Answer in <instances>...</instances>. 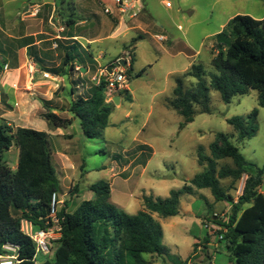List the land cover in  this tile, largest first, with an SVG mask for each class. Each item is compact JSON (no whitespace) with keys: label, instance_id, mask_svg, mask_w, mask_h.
Instances as JSON below:
<instances>
[{"label":"rangeland","instance_id":"obj_1","mask_svg":"<svg viewBox=\"0 0 264 264\" xmlns=\"http://www.w3.org/2000/svg\"><path fill=\"white\" fill-rule=\"evenodd\" d=\"M89 1L95 4L96 11L104 13L99 0ZM39 2L41 0H0V42L6 39L8 43H18L16 39L22 33L20 24L27 16L22 7ZM140 5L145 8L153 23H161L167 33L171 34L178 50L184 51L189 57H182V71L169 73L173 62L168 57L160 59L158 54L162 51L159 42L151 39L141 42L137 46L134 69H146V72L127 81L133 101L127 100V94L122 92V102L114 105L108 127L101 137L87 138L78 118L67 129H56L44 118L46 113H54L50 104L45 102L59 84L67 90L60 86L53 94V103L65 112L67 118L71 117V87L76 86L71 81L75 79L92 87L98 86L101 77L99 64L96 68L92 67L89 76H83V72H74L73 76L62 77L63 80L42 78L45 82L39 86L41 90L37 94H29L24 67L18 73L19 81L13 88L14 93L3 95L0 124L9 125L13 131L24 127L51 133L49 142L56 154L53 160L60 180L59 194L65 202L60 208L66 207L69 213H74L82 202L94 199L95 194L90 187L101 181L111 185L112 204L116 206L123 202L124 211L131 215L144 209V197L167 198L171 191L184 187L187 178H193L204 171L205 165L201 166L197 160L198 150L202 148L203 153L210 155V145L220 132L231 135L233 144L248 160L260 167L264 166V108L259 105V93L256 90L236 96L227 104L218 91L210 89L211 112L202 113L201 109L195 107L194 121L183 128V117L169 103L173 98L175 78L183 76L193 65H202L208 74L215 72L211 64V47L215 45V35L223 31L228 20L239 14L263 19L264 0H140ZM56 25L60 26L58 23ZM178 25H182L183 30H178ZM31 26L32 30H37L36 22ZM112 50L106 58L100 60L102 69H107L104 65L108 66L113 56L123 52L121 42ZM127 58L131 61V50ZM3 60L4 57L0 55V61ZM9 65L13 67L12 63ZM11 75L10 71L5 78ZM206 80L210 83L208 75ZM196 82L195 78H185L187 88ZM5 88L8 89L4 86L3 91ZM25 106H29V113L36 115L33 114L25 121L28 124L23 125L21 120L24 121L25 117L21 116V111ZM254 109L259 112L257 134L250 140L240 142L228 120L236 116H247ZM142 144L150 146L148 151L142 152L147 149L139 148ZM19 153L17 146L5 153L4 160L12 171L17 170ZM57 154L64 155L66 162L62 161L61 164ZM226 164L233 165L232 160L220 161L219 167ZM246 179L247 176L238 182H233L231 178L224 179L221 180V186L237 201L243 194ZM203 193L210 200L198 193L183 194L176 216L162 218L154 215L163 228V243L169 253L163 257L145 254L144 257L151 264H179L187 261L195 254V240L204 241L206 238H210L212 245L199 252L195 264H236L235 257L227 249V241L220 240L219 233H214L221 231L225 237L224 227L219 223L228 222L227 217L232 214V208H221V203H214L211 190L204 189ZM246 207L248 205L243 206V209ZM214 211L223 218L215 220ZM206 225L211 227L207 228ZM57 245H54L52 255H38V263L51 260Z\"/></svg>","mask_w":264,"mask_h":264},{"label":"trees","instance_id":"obj_2","mask_svg":"<svg viewBox=\"0 0 264 264\" xmlns=\"http://www.w3.org/2000/svg\"><path fill=\"white\" fill-rule=\"evenodd\" d=\"M142 38L143 35L134 38L130 46ZM212 56L215 72L208 74L202 65H193L175 79L173 98L169 103L183 117L182 128L194 121L195 107L202 113L211 112L210 89L218 91L227 104L236 96L256 90L259 105L264 108V18L256 19L248 14L235 16L216 35ZM115 62L117 60L112 63ZM68 63L49 70L56 76H65L68 73L64 67ZM133 63L132 57L126 70L129 78L134 74ZM71 71H75L74 66ZM145 71L134 76L140 77ZM207 75L210 83L206 80ZM188 77L197 80L190 88L185 85ZM106 85L102 78L101 83L91 89L90 96L72 102L70 112L80 120L83 134L90 139L103 135L114 108L113 102H107ZM122 92L132 102L129 91ZM258 114L254 109L247 116L228 120L240 142L257 134ZM44 118L57 129L73 125V120L53 112L46 113ZM14 146L20 151L16 171H12L4 160L5 153ZM53 159L46 132L24 127L13 131L9 125L0 124V255L7 253L6 245L15 247L21 261L17 264H151L145 254L163 257L169 253L163 243V228L154 215L162 218L178 215L181 196L193 195L201 189L211 190L216 202H225L232 208L228 222L219 224L227 229L224 239L236 264H264V166L248 160L233 144L231 135L217 133L210 145V155L199 148L198 163L205 165V169L190 181V185L171 191L167 198L144 197V209L135 215L110 202L109 183L101 181L92 185L90 190L95 194L94 199L82 202L74 213L62 207L59 213L62 237L53 258L38 263L36 246L22 231V221H30L37 228H50L52 195L60 192ZM225 159L232 160L233 165L219 167V162ZM244 176L247 179L243 194L235 201L221 186V180L231 178L238 182ZM245 205L248 207L243 209ZM197 248L195 244V251ZM179 264H187V261Z\"/></svg>","mask_w":264,"mask_h":264},{"label":"crops","instance_id":"obj_3","mask_svg":"<svg viewBox=\"0 0 264 264\" xmlns=\"http://www.w3.org/2000/svg\"><path fill=\"white\" fill-rule=\"evenodd\" d=\"M99 2L101 9H103L104 3H108L107 5H110L113 8L115 14L108 15L104 12V9L103 14L96 11L94 8L95 4L92 5L89 0H41L39 3H30L22 7L23 11H28L32 5L40 4L42 9L36 17H26L23 19L24 22L20 24V28L24 30V32L21 30V35L16 39L18 43L14 45L12 43H8L6 39L0 42V55L4 57L3 62L0 61V64H13V67L10 68L9 65V70L2 75L3 86L8 88L4 89L3 95H12L14 93L13 88L14 86H17L19 81L18 73L20 74L24 67L28 78L26 86L30 91L29 94H37V92L41 90L39 86L45 82L41 80L42 78L44 79V73L50 74L53 79L63 80L62 77L64 76H56L50 72L49 69L58 68L66 62L69 63L64 67L65 73L66 71L68 73L65 76H73L74 72H83V76H89L92 69L94 67L96 68L98 64L100 66V74L105 69H102V63L100 60L106 58L108 53L113 51L112 49L116 47L118 42H121L123 52H119V54L117 53L113 56L111 62L108 63V66L113 61H119L126 56L127 66L121 67L124 71H126L131 64V61L127 58V54L130 50L132 51V57L134 58L135 63L137 59V46L145 39H151L156 40L160 44V49L162 51L158 54L160 59L168 57L172 60L173 67L170 69L169 73H179L182 71L180 69V67H182V57H184V59H188L189 56L184 51L178 50L174 44L171 34L167 33L165 27H163L161 23H153L152 19L146 13L145 8L143 13H141V15L137 18L131 19L129 16L121 18L116 11L114 0H99ZM235 16H232L228 20V23ZM34 22H36L37 30L31 29V25ZM67 22H70L69 25H67ZM56 23L60 26H57ZM227 24L223 27L225 28ZM180 27L181 29H179ZM178 30H183L182 25H178ZM140 35H143V38L131 47L130 45L132 40ZM156 36H164L167 40L160 42L156 39ZM8 38L10 39L11 36ZM123 38H129V40H122ZM126 47H128V49H126ZM212 48L213 45L211 47V51ZM30 61L34 62L37 67V72L34 74L30 73L28 69ZM156 61L159 60L157 59ZM72 66L75 67V71H71ZM104 66L108 67L107 65ZM77 68H80V71H78ZM10 71L12 73L11 77L5 78V75ZM138 72L140 71L134 69L133 76ZM94 79H96V77ZM129 79L130 78L128 77V80ZM71 82L76 85L74 87L73 83L71 84L73 85L71 87V100L75 101L79 97L87 98L91 95L90 90L93 87L90 84H84L83 82L79 83L77 80L75 81V79ZM57 86L58 87L55 89L54 93L58 91L60 86H62L65 91L67 90L64 85L59 84ZM125 89L129 91L132 97L129 84L126 85ZM53 94L49 99H47L50 102L49 106L52 108V111L62 118L74 121L76 118H74L71 112L72 116L67 118L68 116H65V112L61 110L58 105L53 103ZM117 95L120 94H116L115 97H117ZM122 99L123 98L121 96L120 103L122 102ZM28 107L29 106L23 107L21 111V116L25 117L24 121L21 120L24 123L23 125L28 124V122L25 121L29 120L33 114L36 115V113H29L30 109ZM5 116H8V114H5ZM50 135L51 133L49 134V137ZM144 147H147V149L142 150V152L148 151V147L150 146L147 144L139 146V148ZM55 155L56 154L53 153L54 157ZM57 156L61 164L62 161L66 162V157L64 155L60 156L57 154ZM193 178H187L186 184L190 185V181ZM203 190L204 189L196 190V193L206 199H209V197L203 193ZM110 202H113L112 199H110ZM218 203L222 204L221 208L230 207V205L226 203L224 204V202ZM116 207L124 210L125 204L123 202H119L116 204ZM216 211H214L213 214ZM220 233L222 232L219 231V234ZM195 243L198 245V248L196 249L193 257L187 260V264H195L196 260L199 259V252L203 251V249L207 246L212 245L210 238H206L204 241L195 240Z\"/></svg>","mask_w":264,"mask_h":264},{"label":"built area","instance_id":"obj_4","mask_svg":"<svg viewBox=\"0 0 264 264\" xmlns=\"http://www.w3.org/2000/svg\"><path fill=\"white\" fill-rule=\"evenodd\" d=\"M116 11L121 18L125 16H129L131 19L137 18L143 13L144 7L140 5V0H114ZM42 6L40 4H35L30 7L27 12L26 17H36L41 12ZM104 12L108 15H114L115 11L110 5H103ZM181 29V27L179 28ZM156 39L160 42H164L167 39L164 36H156ZM29 72L34 74L37 72V67L35 63L30 61L28 64ZM9 70V65H1L0 64V104L3 98V83H2V75ZM80 71V68H77ZM44 78H51L50 74L44 73ZM99 84L101 83V79L106 77L104 80L107 83L106 97L107 102H113L116 94H119L123 90H126V85L128 81L127 73L122 68H117L113 71L112 74H108L106 69H104L100 73ZM65 202L61 199V195L59 192L54 193L52 195L51 200V211H50V222H48L50 226L49 229L45 230L42 228H37L32 222L23 220L22 221V231L28 235L34 242L36 246V255L35 259L37 261V257L40 254L45 256H50L53 254L54 245L61 239L62 237V219L59 217V213L62 209L60 206H63ZM213 217L215 220H218L220 217L218 213H214ZM228 221V217H227ZM207 228H210L206 225ZM214 230V229H212ZM215 231V230H214ZM224 232L227 229L224 227ZM214 233H219V231H215ZM220 235V240L224 239V235L222 233ZM7 253H3L0 255V264H17L20 263L17 255V250L15 247L11 245H6L4 247ZM38 262V261H37Z\"/></svg>","mask_w":264,"mask_h":264},{"label":"water","instance_id":"obj_5","mask_svg":"<svg viewBox=\"0 0 264 264\" xmlns=\"http://www.w3.org/2000/svg\"><path fill=\"white\" fill-rule=\"evenodd\" d=\"M127 66V61H126V56H124L121 60L109 65L106 69L107 73L108 74H112L113 71L117 68H121V67H126ZM106 77H104L105 79ZM120 100H121V96L120 95H117V97H115L113 99V103L115 105H119L120 104Z\"/></svg>","mask_w":264,"mask_h":264}]
</instances>
